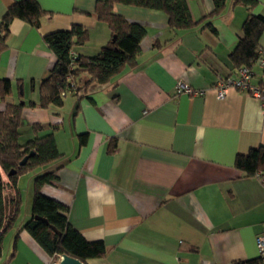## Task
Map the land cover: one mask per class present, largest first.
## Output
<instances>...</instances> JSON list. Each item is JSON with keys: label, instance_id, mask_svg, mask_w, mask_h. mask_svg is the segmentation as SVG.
<instances>
[{"label": "crops", "instance_id": "1", "mask_svg": "<svg viewBox=\"0 0 264 264\" xmlns=\"http://www.w3.org/2000/svg\"><path fill=\"white\" fill-rule=\"evenodd\" d=\"M16 1L0 0V20ZM36 1L47 15L37 29L12 21L0 52V79L11 84L6 101L23 105L20 143L54 137L61 167L41 193L67 208L68 223L86 241L103 242L104 258L87 264L257 259L264 184L236 170L234 161L264 147V101L235 90L218 99L215 91L219 79L236 76L229 55L242 35L246 9L227 0L219 16L204 21L212 0H187L200 24L174 31L163 11L117 5L115 13L146 31L136 67L107 85L88 84L81 72L80 94L41 109L29 103H38L40 82L55 63L43 37L81 26L88 37L73 52L93 57L111 31L95 15L98 0ZM253 14L264 16V0ZM208 20L214 31L205 26ZM260 45L264 49V31ZM252 73L251 84L263 86L258 64ZM178 83L191 93L176 94ZM4 107L0 100V111ZM32 125L41 127L38 134ZM44 170L24 174L15 188L5 189L8 198L19 194L21 204L3 236V264H59L21 230L31 216L32 179Z\"/></svg>", "mask_w": 264, "mask_h": 264}, {"label": "trees", "instance_id": "2", "mask_svg": "<svg viewBox=\"0 0 264 264\" xmlns=\"http://www.w3.org/2000/svg\"><path fill=\"white\" fill-rule=\"evenodd\" d=\"M231 1L234 6L244 7L248 15L241 28L242 35L229 59L237 72L244 67L252 70L261 57L259 52L264 53L260 45L264 16L253 14L258 0ZM226 3L227 0H212L213 11L202 20L219 16ZM117 5L163 11L168 18V27L174 31L189 30L200 24V21L193 20L187 0H98L95 15L99 21L108 25L111 31L110 41L95 56L83 57L73 52L75 47L83 45L87 40L88 32L83 27L72 25L66 31L45 35L42 40L54 56L55 63L47 77L40 82L38 103H29L30 107H60L67 95L66 91L72 88V84L74 90L70 94H80L77 79L81 72L87 74L88 84L107 85L117 80L128 69L136 67L140 43L146 31L141 24L128 21L115 13L114 8ZM46 15L36 0H21L10 5L0 20V52L6 48V39L13 20H20L37 29ZM205 26L214 31L209 20L205 22ZM72 53L75 57L71 56ZM10 93V82L0 79V100L5 103L4 110L0 111V170L8 179L5 185L0 177V259L4 233L18 216L21 204L19 194L8 198L4 195L5 189L15 188L20 176L39 168L45 170L33 178L31 216L23 223L21 230L26 231L50 258L66 255L83 264H87L89 260L104 258L106 249L103 242L86 241L68 223L67 208L41 193L43 186L56 180L55 172L61 167V155L52 134L43 137L36 135L33 139L20 143L23 105L7 102ZM31 130L38 134L41 127L32 125ZM25 157L27 160L20 165ZM234 168L246 177L264 173V147L252 149L247 155H237ZM230 264H260V259Z\"/></svg>", "mask_w": 264, "mask_h": 264}, {"label": "built area", "instance_id": "3", "mask_svg": "<svg viewBox=\"0 0 264 264\" xmlns=\"http://www.w3.org/2000/svg\"><path fill=\"white\" fill-rule=\"evenodd\" d=\"M260 59L258 60V66L264 71V53L259 52ZM72 57H75L74 53L71 54ZM253 73L251 68L244 67L238 70L237 76L234 78L227 77L225 79H219L215 85L216 97L222 99L226 96L229 90H235L242 93H245L249 96H252L260 101H264V85L263 86H253L251 84ZM70 81V79H69ZM74 90L72 88L68 89L66 92L70 94ZM191 88L184 83H178L176 85V94L181 93H191ZM64 94V93H63ZM256 177L264 184V173L259 172L256 174ZM255 245L258 252V258L260 259V264H264V236H258L255 239ZM61 260V256L55 258V263Z\"/></svg>", "mask_w": 264, "mask_h": 264}, {"label": "water", "instance_id": "4", "mask_svg": "<svg viewBox=\"0 0 264 264\" xmlns=\"http://www.w3.org/2000/svg\"><path fill=\"white\" fill-rule=\"evenodd\" d=\"M32 155V153H31ZM27 160V157H25L20 165H23L25 163V161ZM12 173H9V175H11ZM38 219V218H36ZM59 264H83L82 262H80L79 260L75 259V258H72V257H68L66 255H62L61 256V260L59 261Z\"/></svg>", "mask_w": 264, "mask_h": 264}, {"label": "rangeland", "instance_id": "5", "mask_svg": "<svg viewBox=\"0 0 264 264\" xmlns=\"http://www.w3.org/2000/svg\"><path fill=\"white\" fill-rule=\"evenodd\" d=\"M0 177H1V180H2V182L3 183H6V182H8V179H7V177H6V175H5V173H3L1 170H0ZM32 181H33V179H32ZM32 200H33V198H32ZM32 204V203H31ZM31 206V205H30ZM24 209H25V205L23 206V212H24ZM31 209V208H30ZM58 263V262H57Z\"/></svg>", "mask_w": 264, "mask_h": 264}]
</instances>
